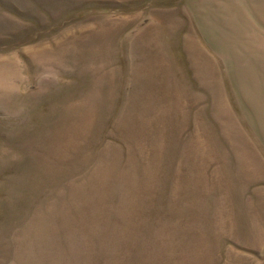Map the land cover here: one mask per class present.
<instances>
[{"label": "rangeland", "instance_id": "374dc122", "mask_svg": "<svg viewBox=\"0 0 264 264\" xmlns=\"http://www.w3.org/2000/svg\"><path fill=\"white\" fill-rule=\"evenodd\" d=\"M0 264H264V0H0Z\"/></svg>", "mask_w": 264, "mask_h": 264}]
</instances>
